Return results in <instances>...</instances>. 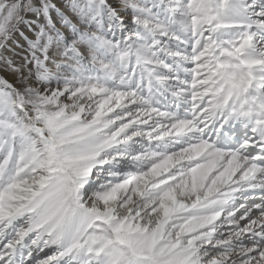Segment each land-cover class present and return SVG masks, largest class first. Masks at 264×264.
I'll return each mask as SVG.
<instances>
[{"label": "bare ground", "instance_id": "bare-ground-1", "mask_svg": "<svg viewBox=\"0 0 264 264\" xmlns=\"http://www.w3.org/2000/svg\"><path fill=\"white\" fill-rule=\"evenodd\" d=\"M29 2L34 10L43 0ZM105 2L108 8L112 7ZM227 11L217 25L234 31L245 29L252 40L248 48H219L217 40L224 36L222 31L207 34L201 42L193 41V30L183 21L162 14L158 33H144L151 42L145 40L140 48H129L127 60H121L113 73V78L122 80L121 93H115L120 86L116 79L109 90L98 84L87 86L92 94L86 93L84 100L91 103L96 98L99 116L84 125L74 120L60 130L65 137H73L67 142L64 156L68 174L55 173L53 179L41 184L43 200L29 228H18L24 209L14 211V218L0 222V264H128L123 260L121 247H108L92 239L97 211L93 206L77 211L76 223H68L64 229L67 240L63 243L58 241L57 231L49 233L52 228L46 226L56 224V217L42 223L48 219L47 212L54 201L65 196L71 182L69 174L80 178L79 184L86 191L90 188L91 171H107L110 165L114 173L111 181L116 182L120 169L133 166L135 159L125 158L127 154L108 156L110 149L119 146V138L128 133L129 143L132 141L149 159L152 152L154 159L165 153L184 154L186 161L201 167L205 192L193 199L194 209H225L197 221L184 235L183 248L181 238L165 240L170 233L168 223L183 212L180 204L168 206L154 230H149L147 224L133 226L132 213L120 218L116 207L109 208L107 216L115 229L131 235V253L141 254L150 263L156 258L164 264H249L252 255L260 251V264H264V0H233ZM33 17L31 12L23 19L31 21ZM122 20L117 19L111 38H120L121 29L128 23ZM23 34L31 35L25 22L19 23L5 45L18 48L16 44L23 41ZM63 37L69 35L64 33ZM226 53L229 58L224 63ZM8 54V50H3L1 56ZM13 101L27 120V110L21 106L15 89ZM110 129L112 134H107ZM103 157L108 161L104 163ZM34 180L22 184L23 193L32 191L34 183L39 184ZM29 194L24 196L27 204L31 200ZM140 202L138 199L134 203V210ZM42 226L45 228L39 231ZM172 246L173 252L164 254Z\"/></svg>", "mask_w": 264, "mask_h": 264}, {"label": "rangeland", "instance_id": "rangeland-1", "mask_svg": "<svg viewBox=\"0 0 264 264\" xmlns=\"http://www.w3.org/2000/svg\"><path fill=\"white\" fill-rule=\"evenodd\" d=\"M105 1L112 7L108 8ZM231 1L43 0L40 8L32 10L29 0H0V222L14 218V211L24 209L20 218L22 225L18 228L24 231L33 224L43 200L40 195L42 185L53 179L55 173L68 174L64 156L67 142L73 137H65L60 130L74 120L84 125L98 118L96 98L91 103L84 100L86 93L89 96L92 94L89 86L98 84L109 90L116 79L121 88L116 87V92L110 91H123L122 80L112 76H115L121 60H127L129 50L140 48L145 40L151 42L149 35L144 33H158V23L164 17L162 14L171 20L183 21L184 26L193 30V41L201 42L207 34L222 31L224 36L217 40L219 48H248L252 40L245 29L234 31L217 25L227 14ZM31 12L33 19L24 20L23 17ZM117 19L128 21L121 29L118 40L111 38ZM21 22L28 24L32 36L21 35L23 41L16 44L18 48H9L5 45L7 37ZM213 27L217 30L211 29ZM64 33L69 37H63ZM3 50L9 51L8 57L1 56ZM228 58L229 53H226L222 62H228ZM51 68L54 71L52 74ZM103 73L105 76L101 75ZM14 89L21 106L27 110V120L14 106ZM79 107H83L84 111H79ZM108 131L107 134H112L111 129ZM130 135L121 136L119 146L110 149L108 156L123 157L127 154L125 158L135 159L133 166L120 169L116 182L111 181L114 173L110 165H105L107 171L103 168L91 171L90 188L86 191L79 184L80 178L69 174L71 182L65 196L61 201L59 198L54 201L47 212L48 219L42 223L56 217V224L46 226L52 228L49 233L57 231L56 237L63 243L67 240L64 229L72 222L76 223L77 211L93 206L97 211L92 239L96 238L108 247H121L125 254L123 260L128 264H164L162 259L152 258L154 262L150 263L141 254L131 253V235L126 230L115 229L107 216L109 208L116 207L120 218L132 213L133 226L147 224L149 230H154L164 218L163 213L168 206L180 204L179 210L183 212L168 223L170 233L165 235V240L181 238L179 243L183 248L186 247L184 235L197 221L225 209L212 206L194 209L196 201L193 202V199L205 192V183L199 171L201 167L186 161L184 154L165 153L154 159L152 152L150 156L153 159H149L139 152L132 141L129 143ZM131 149L134 151L129 153ZM102 161L105 163L108 158L103 157ZM33 179L39 184L34 183L32 191L28 189L26 192L31 197L27 204L22 184ZM119 199L122 202L119 203ZM138 199L141 202L134 210ZM44 228L42 226L39 231ZM173 248H168L164 254H170ZM262 255L260 251L252 255L249 264L263 262ZM32 264H41V261Z\"/></svg>", "mask_w": 264, "mask_h": 264}]
</instances>
